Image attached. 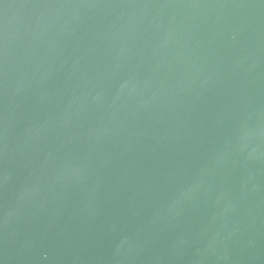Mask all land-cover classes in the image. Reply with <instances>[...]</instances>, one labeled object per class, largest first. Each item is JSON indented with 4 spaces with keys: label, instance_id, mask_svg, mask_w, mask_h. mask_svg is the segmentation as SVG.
Wrapping results in <instances>:
<instances>
[{
    "label": "water",
    "instance_id": "95a60500",
    "mask_svg": "<svg viewBox=\"0 0 264 264\" xmlns=\"http://www.w3.org/2000/svg\"><path fill=\"white\" fill-rule=\"evenodd\" d=\"M0 264H264V0H0Z\"/></svg>",
    "mask_w": 264,
    "mask_h": 264
}]
</instances>
